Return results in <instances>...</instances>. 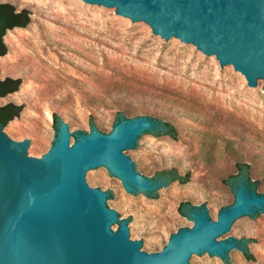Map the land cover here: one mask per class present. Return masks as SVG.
<instances>
[{
    "label": "rangeland",
    "instance_id": "1",
    "mask_svg": "<svg viewBox=\"0 0 264 264\" xmlns=\"http://www.w3.org/2000/svg\"><path fill=\"white\" fill-rule=\"evenodd\" d=\"M10 1L27 9L26 26L6 31L8 52L0 55V78L22 79L18 90L0 96L23 105L7 128L15 139L51 151L58 125L74 119L77 134L94 127L112 133L128 116L161 117L178 129L176 138L149 133L139 150L138 173L154 177L177 167L191 179L158 187L157 197L136 196L110 169L93 171L97 189L112 192V209L133 226L141 249L159 251L174 234L193 228L179 210L183 200L217 218L237 200L225 180L237 162L251 165L264 192V83L260 91L233 65L183 40L168 41L147 22L139 25L119 11L97 9L80 0ZM118 229V230H119ZM250 238L255 259L239 251L230 260L199 255L198 264H264V213L239 222L225 237Z\"/></svg>",
    "mask_w": 264,
    "mask_h": 264
},
{
    "label": "water",
    "instance_id": "2",
    "mask_svg": "<svg viewBox=\"0 0 264 264\" xmlns=\"http://www.w3.org/2000/svg\"><path fill=\"white\" fill-rule=\"evenodd\" d=\"M115 10L139 25L149 23L169 42L188 45L233 65L260 91L264 83V0H80ZM75 120L58 125L51 151L15 139L0 121V264H198L199 255L230 260L239 251L224 237L241 221L262 214L264 193L245 182L236 202L217 218L205 207L190 210L193 228L174 234L165 247L141 249L133 226L112 209V195L97 189L93 171L118 175L136 196L156 192L163 179L139 172V150L158 127L150 116L122 117L112 133L94 127L77 134ZM119 229V230H118Z\"/></svg>",
    "mask_w": 264,
    "mask_h": 264
},
{
    "label": "trees",
    "instance_id": "3",
    "mask_svg": "<svg viewBox=\"0 0 264 264\" xmlns=\"http://www.w3.org/2000/svg\"><path fill=\"white\" fill-rule=\"evenodd\" d=\"M31 20L29 11L27 9L17 10L14 3L10 1H0V55L6 54L8 52L7 44L4 40L6 31L10 28H14L16 25L26 26ZM22 79L20 77L7 76L5 78H0V96H5L10 92L16 91L21 85ZM23 109L22 104H18L13 101H9L5 104L0 105V121L5 125L10 120L18 116ZM121 117H128L124 111H121L118 115ZM157 120L159 126L150 130L156 136L161 135H171L176 138L178 136V129L176 125L170 120H165L161 117L150 116ZM59 116L55 115V122L58 127ZM155 178L164 179V185H168L173 181L178 180L181 183H186L190 181V173H181L177 167L164 168L159 170ZM229 183L233 190L241 182H245L251 190H256L259 192V180H254L251 176V165L248 162L239 161L237 162V172L232 173L225 180ZM149 196L157 197L156 192H146ZM112 195V192L111 194ZM196 205L192 204L189 200H183L180 203L179 210L182 214L189 216L190 210L195 208ZM259 212H264V210H259ZM238 241V248L244 253L248 259H255V254L251 251L249 243L252 241L250 238H235Z\"/></svg>",
    "mask_w": 264,
    "mask_h": 264
},
{
    "label": "flooded vegetation",
    "instance_id": "4",
    "mask_svg": "<svg viewBox=\"0 0 264 264\" xmlns=\"http://www.w3.org/2000/svg\"><path fill=\"white\" fill-rule=\"evenodd\" d=\"M16 26H19V25H16ZM16 26H15V27H16ZM163 180H164V179H163Z\"/></svg>",
    "mask_w": 264,
    "mask_h": 264
}]
</instances>
